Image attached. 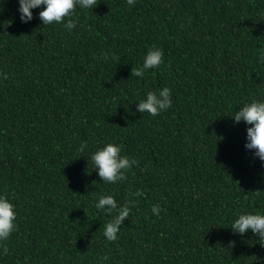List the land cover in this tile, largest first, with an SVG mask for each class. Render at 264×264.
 I'll list each match as a JSON object with an SVG mask.
<instances>
[{
	"label": "trees",
	"instance_id": "trees-1",
	"mask_svg": "<svg viewBox=\"0 0 264 264\" xmlns=\"http://www.w3.org/2000/svg\"><path fill=\"white\" fill-rule=\"evenodd\" d=\"M17 9L0 0V193L18 213L0 264H264L230 228L264 212V163L229 116L264 98V0H96L71 32ZM151 46L163 62L132 75ZM165 86L169 109L136 111ZM113 141L137 164L106 183L90 156ZM102 194L135 201L114 241Z\"/></svg>",
	"mask_w": 264,
	"mask_h": 264
},
{
	"label": "clouds",
	"instance_id": "clouds-1",
	"mask_svg": "<svg viewBox=\"0 0 264 264\" xmlns=\"http://www.w3.org/2000/svg\"><path fill=\"white\" fill-rule=\"evenodd\" d=\"M96 0H18V12L22 23L30 22L33 17V9H40L38 16L42 24H62L63 28L71 32L78 22L75 16L77 9H93ZM129 6H134L135 0H127ZM107 58V54H102ZM163 50L158 46H151L144 54L142 63L132 69V75L143 78L149 69L159 67L163 62ZM258 62L264 63V48L258 50ZM7 78V73H4ZM172 105L171 89L167 86L156 90H147L144 97L136 103V111L156 116L166 111ZM233 123L243 121L246 127L245 148L253 152V155L264 163V98H253L243 102L229 115ZM86 144L82 143L78 151H83ZM90 159L95 171L103 182L115 183L125 179V174L137 160L129 157L123 151L120 143L109 142L96 148L91 153ZM140 190L130 193L139 196ZM135 201H126L119 204L113 194H102L94 201V207L101 213H108L110 219L103 225V236L107 241L118 238L121 225L130 213V204ZM154 214H159L160 206L152 207ZM16 205L5 194L0 193V256L7 255L9 249L6 243L11 233L16 229L17 221ZM230 228L236 234L243 235L249 230L257 235L260 241H264V212L259 210L244 211L238 214L232 221Z\"/></svg>",
	"mask_w": 264,
	"mask_h": 264
}]
</instances>
